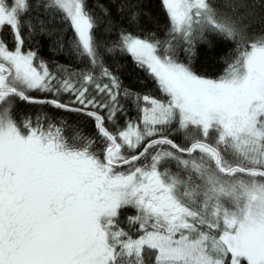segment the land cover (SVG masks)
Here are the masks:
<instances>
[{"label":"snow or ice","instance_id":"obj_1","mask_svg":"<svg viewBox=\"0 0 264 264\" xmlns=\"http://www.w3.org/2000/svg\"><path fill=\"white\" fill-rule=\"evenodd\" d=\"M160 6L144 29L134 0L127 24L101 0H0V264H264V0ZM210 35L231 45L215 78L192 66Z\"/></svg>","mask_w":264,"mask_h":264},{"label":"trees","instance_id":"obj_2","mask_svg":"<svg viewBox=\"0 0 264 264\" xmlns=\"http://www.w3.org/2000/svg\"><path fill=\"white\" fill-rule=\"evenodd\" d=\"M93 2H95V0H93ZM101 2L109 5L113 10L114 16L127 24L125 17L120 16L117 13V5L125 2V0H101ZM134 2H138L143 11L147 13V15H143L140 18L139 24L141 27L144 29H153L155 27L154 20H159L160 25L163 26L164 13L160 6V0H134ZM132 30L137 31L138 29L135 25H133ZM68 35H71V33L69 32ZM208 38L212 41L214 47L209 49L206 44H198L194 49L192 66L199 74H207L208 76L215 78L216 76L222 74L224 68V65L220 62L219 57L224 55L231 45L224 42L218 43L217 39L211 35ZM38 39L41 40V54L45 60L49 62V66L53 71H55V64L66 65L72 69H76L78 67V65L72 61L67 54L54 51L50 48V41L46 38L38 37ZM109 63L112 65V69L115 71L116 75L120 77L124 86L141 90V84H147L149 89H152L153 94L159 98L160 94L153 89L151 80L147 78V73L141 69L133 71V64L130 59L118 57L115 61H109ZM30 94L37 98H46L45 93L32 92ZM65 102H67L66 99ZM20 107L23 111L27 112H36L41 109V106L39 105H28L23 102H21ZM43 110L57 116L67 115L61 110L53 109L50 106H45ZM128 115L132 118H135L136 116V109L130 103L128 105ZM67 118L73 121L78 119L75 114L67 116ZM128 214H134V210L129 209Z\"/></svg>","mask_w":264,"mask_h":264}]
</instances>
